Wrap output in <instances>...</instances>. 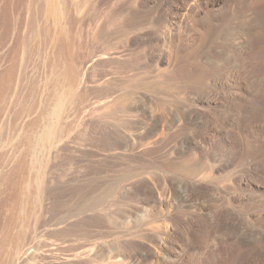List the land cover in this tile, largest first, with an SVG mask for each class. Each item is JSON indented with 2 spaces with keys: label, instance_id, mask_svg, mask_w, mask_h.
<instances>
[{
  "label": "rangeland",
  "instance_id": "rangeland-1",
  "mask_svg": "<svg viewBox=\"0 0 264 264\" xmlns=\"http://www.w3.org/2000/svg\"><path fill=\"white\" fill-rule=\"evenodd\" d=\"M0 264H264V0H0Z\"/></svg>",
  "mask_w": 264,
  "mask_h": 264
},
{
  "label": "bare ground",
  "instance_id": "bare-ground-1",
  "mask_svg": "<svg viewBox=\"0 0 264 264\" xmlns=\"http://www.w3.org/2000/svg\"><path fill=\"white\" fill-rule=\"evenodd\" d=\"M53 9L51 7H47L46 9V14H52L53 13ZM52 136H53V133L50 129H45L43 130L40 134H39V137L44 140H46L47 142H50L52 139ZM54 137V136H53Z\"/></svg>",
  "mask_w": 264,
  "mask_h": 264
}]
</instances>
